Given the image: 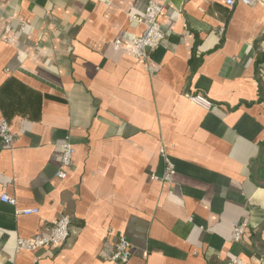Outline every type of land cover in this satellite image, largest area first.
Instances as JSON below:
<instances>
[{
    "label": "crops",
    "instance_id": "1",
    "mask_svg": "<svg viewBox=\"0 0 264 264\" xmlns=\"http://www.w3.org/2000/svg\"><path fill=\"white\" fill-rule=\"evenodd\" d=\"M149 1L0 0V120L14 138L0 143V196L15 200L0 201V264H116L117 239L123 264H264V4L155 0L165 39L144 68L128 48ZM60 217L62 245L17 249Z\"/></svg>",
    "mask_w": 264,
    "mask_h": 264
},
{
    "label": "built area",
    "instance_id": "2",
    "mask_svg": "<svg viewBox=\"0 0 264 264\" xmlns=\"http://www.w3.org/2000/svg\"><path fill=\"white\" fill-rule=\"evenodd\" d=\"M224 4L228 8H233L236 4L244 6H254L257 4H264V0H224ZM163 5L155 0H150L145 8L142 17H131V20L143 27L140 35L134 36L129 41L128 53L132 56L134 61L146 68L150 62L151 54L156 51L165 39L162 27L160 24V18L163 13ZM222 33V29L219 31ZM14 39L8 38L5 42L14 43ZM120 45L118 41L116 43ZM190 102L197 106H200L206 110L212 108V103L207 99L199 95H189ZM0 143L5 148H12L14 145V138L10 130L8 122L4 119L0 120ZM74 155V149L68 140H65L59 145V160L58 170L56 178L65 179L67 170L72 164V158ZM162 157L166 162L165 173L162 177V181L170 182L174 173L172 164L168 161L165 153H162ZM0 201L2 203L15 206V200L7 195H1ZM36 209H22L16 211L18 215H33L37 214ZM71 220L67 217H60L57 219L49 232L45 237H34L31 239L17 241V249L20 251L32 252L38 249H44L50 246L62 245L69 237ZM245 225L243 223H236L232 228V241L240 243L244 236ZM131 256L130 245L124 239H117L112 244V250L105 258L116 264L126 263ZM233 264V263H232Z\"/></svg>",
    "mask_w": 264,
    "mask_h": 264
}]
</instances>
